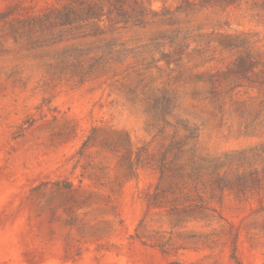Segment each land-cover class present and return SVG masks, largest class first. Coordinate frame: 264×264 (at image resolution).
<instances>
[{"label": "rangeland", "instance_id": "obj_1", "mask_svg": "<svg viewBox=\"0 0 264 264\" xmlns=\"http://www.w3.org/2000/svg\"><path fill=\"white\" fill-rule=\"evenodd\" d=\"M0 264H264V0H0Z\"/></svg>", "mask_w": 264, "mask_h": 264}]
</instances>
